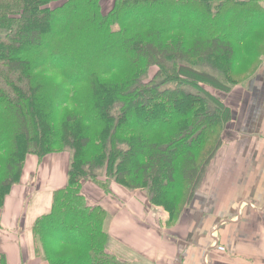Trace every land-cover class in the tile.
Segmentation results:
<instances>
[{"label":"trees","instance_id":"obj_1","mask_svg":"<svg viewBox=\"0 0 264 264\" xmlns=\"http://www.w3.org/2000/svg\"><path fill=\"white\" fill-rule=\"evenodd\" d=\"M103 2L0 0V208L27 155L72 149L66 186L31 224L33 256L45 264H132L107 249V211L89 204L82 183L107 190L103 166L180 215L232 118L211 90L228 94L264 55L259 0Z\"/></svg>","mask_w":264,"mask_h":264},{"label":"crops","instance_id":"obj_2","mask_svg":"<svg viewBox=\"0 0 264 264\" xmlns=\"http://www.w3.org/2000/svg\"><path fill=\"white\" fill-rule=\"evenodd\" d=\"M242 95L251 98L229 105L222 143L170 227L150 221L149 202L139 190L114 179L107 190L84 180L89 204L107 211L110 251L134 264H264V55ZM69 163L67 151L40 161L26 156L20 181L0 208V253L7 264H45L27 257L30 225L48 210L52 192L66 186ZM34 192L40 198L30 211Z\"/></svg>","mask_w":264,"mask_h":264},{"label":"rangeland","instance_id":"obj_3","mask_svg":"<svg viewBox=\"0 0 264 264\" xmlns=\"http://www.w3.org/2000/svg\"><path fill=\"white\" fill-rule=\"evenodd\" d=\"M111 3H112V0H104L103 2V6H104V9L105 10H108L111 6ZM56 4V3H54ZM53 4V5H54ZM231 30L233 28H230ZM229 29V30H230ZM235 31H239V30H235ZM195 68L199 69V70H205V71H208L214 75H216L217 77H219L220 79H223V75L221 73H218V71L214 70V68L212 66H210L208 63L206 62H201L199 64H196ZM213 68V69H212ZM156 68L155 67H151L148 72L143 75L141 78H140V81H144V82H148L149 80H151L154 75H155V72H156ZM256 74V72H255ZM252 76V75H251ZM251 76H247L245 79H243L241 81V83H238V84H230V92L227 94V93H223V92H219V91H216V90H211L213 94H215L219 99H221L222 101H224L225 103L224 104H227V105H230L231 103L232 104H236L238 102H240V99H243V101L246 103L251 97L248 98V96H245V95H242L244 90L247 88V84L249 82V79L251 78ZM254 76V75H253ZM224 81V80H223ZM183 87L184 90L186 91H194L193 88H191L190 86H186V85H181V84H172V83H169V82H165L162 87H170V88H175V87ZM231 104V105H232ZM241 115L244 116V112L242 111L241 112ZM235 116V115H234ZM226 127V126H225ZM225 128L221 131V134H220V139L223 140V136H224V133H225ZM68 149L65 150V152H69L70 153V161H71V158H72V149L70 147H66ZM70 164V163H69ZM106 165V164H105ZM96 170V175H97V178L104 182L106 185H107V182L108 180L110 179H113L112 176H109V175H106L105 174V167H98L95 169ZM140 192H142L143 194H145V198L147 199V201L149 202L148 203V207H147V212L149 211V215L152 217L153 220H150L151 222L153 223H158L160 225H163V226H166V227H170L172 224L175 223V221L177 220V218L179 217V212L177 213V215H175L173 217V219H171L170 217V213H168L166 211V208L163 207V206H158V205H155L153 203H151L150 201V194H149V190L148 188H144V189H138ZM33 195V196H32ZM31 198L29 200V203L27 205V207L29 208V210L31 211V206L33 204H37L39 202V198L37 194H35V192L33 194H31ZM180 211V210H179ZM32 224V223H31ZM22 227L26 228L28 227L27 225V221L25 222L23 220V224H22ZM30 232H31V225H30ZM32 236V235H31ZM112 240L110 239V236H109V240H108V243H107V249L110 251V244H111ZM117 245V243L115 244V246ZM28 247H29V256L27 257H30L31 259L35 258L33 256V249H34V246H33V242H29L28 243ZM110 252H113V251H110ZM114 253V252H113ZM116 253V252H115ZM122 258V257H121ZM38 259V258H37ZM123 259V262H127V263H132V262H129L127 260H125L124 258ZM134 264V263H132Z\"/></svg>","mask_w":264,"mask_h":264}]
</instances>
